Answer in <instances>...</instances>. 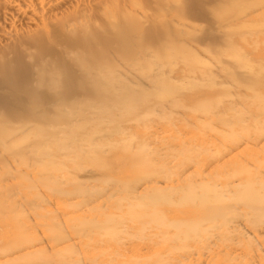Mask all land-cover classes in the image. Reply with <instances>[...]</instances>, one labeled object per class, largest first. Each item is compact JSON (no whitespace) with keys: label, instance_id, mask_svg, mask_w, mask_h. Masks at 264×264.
Here are the masks:
<instances>
[{"label":"rangeland","instance_id":"obj_1","mask_svg":"<svg viewBox=\"0 0 264 264\" xmlns=\"http://www.w3.org/2000/svg\"><path fill=\"white\" fill-rule=\"evenodd\" d=\"M26 1L0 0V123L10 125L7 128L19 127L21 124H16L19 121L26 122L25 118H14L13 108L7 111L1 102L4 98L7 104L8 97L16 93V82L12 83L11 77H24L28 84L24 86L34 88L36 75L32 73L41 61L50 64V71L61 68L63 72L68 67L62 50L71 47L69 41L83 35L77 30L74 32L79 38L74 32L68 35L59 29V24L71 25L75 10L85 9L82 14L90 19L89 26L93 22L100 26L103 20L99 12L103 0H91L85 8L76 6V0H57L42 9L37 0L31 6ZM153 1L144 0V9ZM199 1L184 0L185 18L177 15L170 5L172 15L192 26L186 28L190 31L187 36L179 32L180 48L176 55L170 53L171 47L157 51L155 35L160 32L148 18V12L144 13V67L134 69L118 61L112 65L116 79L111 85L113 94L122 85H127L134 94L127 96L124 103L113 106L108 98L101 97L89 99L85 104V99L74 91L70 94V105L58 109L65 102L58 88L47 90L41 86L38 91L51 100L43 115L51 110L50 116L59 113L70 117L81 113V118L74 116V123L69 126L74 132H66L59 125L58 140L50 144L49 150L42 146L36 153L30 146L39 130H50L53 119L26 126L25 133L31 128L34 130L29 140L6 139L2 135L4 131L0 134V264H160L164 258L170 260L171 254L166 250L158 252V246L144 248V207H139L138 197L144 203V196L153 192L146 184L154 179L137 176L136 171L148 162L167 168L169 175L176 172L181 179L190 181L193 194L206 193L208 199L221 196L210 200L208 209L216 210L206 211V216L215 213L221 217L219 223L212 229L204 222L206 226L202 227L207 231L188 244L191 256L185 264H264V70L261 71L264 69V15L242 24V29L238 27L242 20L232 24L228 32L231 35L226 39L213 23L223 16L232 18L243 4L229 0L227 9L213 12L211 16L201 12ZM111 3L106 2L104 9ZM146 10L154 11L153 8ZM88 30L99 41L110 40L106 33ZM170 30L168 27L162 32L167 39L173 37L168 33ZM225 41L230 48L222 51L223 54L212 53L207 47V43L222 45ZM103 46L101 50L107 58L125 56L115 53L113 45L110 50ZM141 70L144 78L138 74ZM5 74H10L7 80ZM62 79L61 73L58 82ZM3 90L9 96H3L7 94ZM18 100L21 105L30 102V98ZM134 100L137 103L130 105ZM79 101L84 104L80 105ZM90 107L93 109L89 110ZM95 125L100 130L108 126L109 131L117 130L110 134L97 133ZM82 138L94 144L95 156L81 159L77 158L79 153H72L75 149L71 152L72 148H66L64 154L55 148L63 142L80 143ZM40 145L41 141L33 144ZM45 151L49 157L42 154ZM138 155L141 156L136 158ZM102 157L107 160L103 161ZM77 162L81 165L79 177L83 178L81 182L89 194L84 200L76 197L75 192L59 198L65 203L82 202V208H73V214L63 216L68 211L56 204V191L69 192ZM104 163V179L100 176L89 179ZM112 163L118 164L114 171ZM42 166L49 175H38ZM173 180L161 179L156 186L167 191L163 188L164 181ZM172 184L167 188L175 187ZM38 199L44 203L37 204ZM27 202L37 207L39 216L54 219V228L68 239L52 243V235L38 227ZM130 207L138 210L127 212ZM79 211L83 214H78ZM200 214L192 218H199ZM66 217L72 218L71 225L65 221ZM82 218L87 223H81ZM223 221L231 223L222 227ZM19 225L23 227H20L22 236L14 232ZM70 230L82 234L78 237L74 231L70 235ZM67 244L66 250L61 251ZM159 246L166 248L164 244ZM184 251L186 248L182 247L177 254Z\"/></svg>","mask_w":264,"mask_h":264},{"label":"bare ground","instance_id":"obj_2","mask_svg":"<svg viewBox=\"0 0 264 264\" xmlns=\"http://www.w3.org/2000/svg\"><path fill=\"white\" fill-rule=\"evenodd\" d=\"M55 1L57 0H37L41 9L49 5L51 2H55ZM89 1L91 2V0H76V6L79 7L84 6L83 8H85V6L86 7L88 6ZM228 1L229 0H200L199 2L201 5V12L204 14H210L211 16H214L212 15L213 12L221 13V11H223L227 7V5L230 6V4H227ZM26 2L28 3V6H31L33 0H27ZM106 2L107 4L108 2H113V3H111L108 8L104 9ZM183 3L184 0H154L153 4H151L150 6H145L144 9V0H103V3L100 6L103 7L102 9L99 10V12H101L100 14L101 17L103 18L100 26L96 25L95 24L96 22H93V24L89 26L90 19L85 14H82L85 9H83L82 11H79L78 9L75 10L74 11L75 14L72 16L73 23L71 25L70 24L67 25L66 23L59 24V29L63 32H66L68 35H71L76 30L79 33H81V35H83L82 38H79L77 32L76 33L74 32L75 34H77L76 36L79 39L71 38L72 41H69L68 39L69 45H71V47L62 50V58H64L65 60L64 59L63 60L69 64L68 67L63 68L64 69L63 72L60 71L61 68H59L60 70L54 69L50 71V64L48 63L44 64L43 61H41L39 64L40 67H38V69L33 71L34 73L31 72L33 75H36L33 82L36 84L34 88H26L24 86V84H26L25 82H27V80H25L26 78L25 79L24 77L21 78V76L18 75L16 77L15 75L12 74L14 77H11L12 78L11 82L12 83L16 82V84L14 83L15 84L14 86L16 87V93H13L14 95L8 97L10 101H7L8 102L7 104L5 103L6 100L4 101V98L1 99L2 100L1 102L4 105V107L7 109V111L13 108V110L11 111V115L14 118L18 120L25 118L26 122L25 123H22V121L16 122V124L19 123L21 124L19 127L16 128H7L10 125L9 126L6 124L2 125L0 123V134H2V132L4 131V134L2 135H4L6 139H13V138L18 139L20 137L23 138L24 141L29 140L32 138L34 130L33 128H31L32 130L30 132L25 133L24 131L26 129V126L29 125L33 126L34 124L32 123H35L40 120L53 119L54 121L50 125V130L49 131L39 130L37 133V138H34V142L31 144L30 148L33 152L36 153L42 146L48 147L49 150L50 144L52 142L53 143L56 142L55 140H58V135L61 133L60 129L58 128L59 125H63V128H65L64 130L66 132H74L73 127H69V126L72 123H74V119H73L74 116L75 118L76 117L81 118V113L73 114L70 117L63 116L62 114L59 113L56 114L55 116L52 115L50 116L49 114L50 112H52L51 110V111H47L46 115H43V112L48 109L46 107L49 106L51 100L44 97L41 94V92L38 91V89H41V86L47 90H53L55 87L58 88L62 96L61 98L62 101L63 100L65 101L63 102V107L58 109H63L64 107L70 105L69 102V99H71L70 94H72L74 91H76L75 94L78 95L79 98L81 97L85 99V102L84 100H82L85 104L89 99L101 98V97L108 98L113 106L124 103V100L128 98L127 96H133L134 94L131 93L132 89H130L127 85H122V87L118 89V91L115 94H113L112 92L113 87H111V85L116 82V79L113 76L112 65L114 64L115 61H118V62H122V64L126 63L129 66L133 67L134 69H140L141 67H144V48H146V46H144V13L147 12H148L147 14L148 18L150 17L152 23L156 24L158 31L160 32V34L155 35L157 39L156 48H159L157 49V51L171 47L172 49L170 53L176 55L179 52V48H180L177 43L180 40L179 36H181L179 32L181 31L183 32V36H187V33L190 31L187 30L186 28L192 27L190 24L187 25V23L184 22L185 20L181 21V17H183L185 13V11L183 10ZM236 4L238 5L240 4L241 6L243 4V6L240 7V9L237 11L236 14L232 15V18L228 19V17L224 18L223 16L220 21L219 20L215 21L216 24L213 23V25H216V30L220 32L222 35H224L226 39H229V36L231 35L228 34V32L229 29L232 28L231 27L232 24H235L242 20L241 24L240 25L238 24V27L242 29V24H246L253 19L261 18L264 15V0H237ZM170 5H173L176 12H178L177 15L181 17L177 15H172ZM89 8L87 12L88 11L90 12ZM148 8H153L154 11L151 12L150 10L147 11L146 9ZM206 16L207 15H205V17ZM70 21H72V19ZM69 27L72 29H70ZM168 27L171 28V30L168 33H172L173 35L171 39H167L166 35L162 34L163 30L167 29ZM89 28H93L96 31H101L100 33H104V34L106 33L110 35L109 38L110 40L109 41L105 40L106 42L100 40L101 41L100 43V41L97 39V35L93 37V34L89 33L88 30ZM91 32L93 31L91 30ZM244 32L246 33L247 31ZM113 39L115 41H113ZM90 43L93 44L92 47ZM102 44L105 45L108 48V50L113 49L114 46L115 53L119 54L120 56L121 54H124L125 56H121L123 58H119V59H113L112 57L109 58L105 57L103 55V51L101 50L104 48ZM207 45H208L207 47H209V49L212 50V53H218V54H223L222 51H225L226 49L230 48V45L226 41L223 42L222 45L213 42L212 44L207 43ZM218 56L220 55L216 54V57ZM45 66L47 67L46 70H45ZM14 70H16V67ZM262 70L264 69H261V71ZM61 73H62V77H64V81L62 79L63 82L61 80L58 82ZM138 74L140 78H144V70L139 71ZM8 75L10 76V74H7L4 77L6 78V80ZM32 79L33 78H31V80ZM69 88H71L72 90ZM3 92H5V90H3ZM17 93H22V94H17ZM3 96H9V95L7 93L5 95L3 94ZM17 98L22 101H25L27 98H30V102L21 105ZM106 101L107 100H105V102ZM134 102L137 103V101L134 100L130 102V105H132ZM78 103L80 104V101ZM84 103L81 102V104ZM92 109L93 107L89 108V110ZM90 116H92V114H88V117ZM95 128L98 130L97 133H101L102 131H107L108 134H110V133H114L117 130L115 128H112L111 131H109V129L107 128L104 130H100L96 125ZM37 141H41V145L33 146V144ZM93 145L94 144H91L90 141H87L86 139L82 138L80 140V143L77 144L71 143L67 145V143L63 142L62 144L56 145L55 148L58 149V151H62L64 154H65L64 150L66 148L67 149L72 148L70 150L71 152L73 149H75L72 152L73 154L79 153L80 157L77 158L88 159L91 158V156H95L97 154V151ZM108 147L112 149L111 145H109ZM42 154L45 156L48 155L49 157L48 151H45ZM130 156L135 157V154H130ZM140 156L141 155H138L136 156V158L137 157L139 158ZM102 160L104 161L107 159L105 157H102ZM191 161L192 158L190 159L189 162ZM91 163L93 162L91 161ZM117 167L118 164H114V163L111 164V169L113 171L116 170ZM80 168L81 165L80 163H78L76 166V173L72 175L74 178L71 179L70 182L71 186L69 192L67 191L59 192L62 189L56 191V197H55L57 199L56 204L62 206L63 210L68 211L66 214L62 212L63 216L64 215L67 216V214H73L74 213L73 208H82V202L81 203L76 202L73 204L65 203L63 200L59 198H62L64 196H70L71 193L75 192L77 193L75 195L76 197H81L84 200L85 196L89 194L86 191V188L83 187L84 184L81 182V179L83 178L79 177L78 172ZM105 169H106V163L103 164V167L99 169L97 168L96 173L92 172L91 175L93 176H89V179H94L97 176H100L104 179L105 175L103 173V170ZM166 169L167 168L165 167H158L157 165L148 162L145 167H141L138 171H136L137 176L141 175L142 177H144V179L155 180V181L152 180V182L150 181L149 183L146 184L148 185L147 186L148 188H151L153 190V192L150 196H144V203L142 202L143 201L142 197L141 196L138 197L139 207H144V237H145L144 248L148 249L158 246V248L156 249L158 252L162 250H166L168 251L169 255L171 254L170 260L164 258L161 260L160 264H166L167 261H170L168 264H185L188 263L191 256L190 250L188 248L191 245L188 244L194 243L195 237L197 235H200L201 233L207 231L203 229V227L206 226L207 222L210 224L209 226H212V229L215 228V225L219 223L221 217H218L215 213L206 216V211L216 210L212 208L208 209L209 205H211L210 200L220 199L221 196H218L217 198L214 199H208V195H206V193H201L200 195H198L197 193L193 194V192L191 191L192 183L190 181L186 180L185 178L181 179L180 174L176 172L169 175L168 174L169 172H167ZM38 175L41 177L42 175H49V173H47V170L42 166V168H40L38 171ZM161 179L163 180L174 179L172 182L164 181L163 184L165 186H163V188L166 189L167 191H162L160 188L156 186V184L161 183V181H159ZM172 183L175 184V187L167 188L168 186H170V184L172 186L173 185ZM55 188L56 186L53 187V190H55ZM46 189L48 190L47 192L51 191L48 185H46ZM146 189L147 188L143 190L145 191ZM31 197H34V195ZM35 198L37 197L35 196ZM41 202L44 203L43 201H41V199H38L37 204L41 205L40 204ZM132 202L133 201H129V203ZM33 205L34 204H28L27 202V206L30 208L31 212L33 213L32 218L34 217L35 221H37L38 227L41 228L42 230H45L50 235H52L51 237L52 243L58 244L68 239L67 236L60 234V232L56 228H54L56 227V225L53 223L54 219L51 221V219H47L46 217H43L41 215L39 216L37 212L40 211L37 209V207L34 208L35 206L33 207ZM136 210H138V208L130 207L129 209H127V212H133ZM199 213H201L199 218H192L194 214H199ZM78 214H83V212L79 211ZM11 219H13V217H11ZM71 220H72L71 217L65 218V221L67 222L68 225H71ZM80 222L83 224L87 223V221L84 220V218L80 219ZM211 222H213L214 225ZM227 222L228 221H223L222 227L223 225H228V224L230 225L231 222L230 223ZM127 223L132 224L131 222H127ZM20 227L23 228L21 225H19V227L14 228V232L17 235L22 236L23 233ZM218 228L221 227L219 226ZM74 233L75 235L77 234L78 237L80 236V234H82L79 231L77 232L76 230H70V235H74ZM229 234L231 235V233ZM1 237L7 239L4 236V234H2ZM162 244H164L166 248L159 246ZM179 244L182 245L178 246ZM69 246H71V244H69ZM67 247L68 244L67 246H63L61 251L66 250ZM182 247L186 248V251H184L180 255L177 254ZM123 264H127V263H123Z\"/></svg>","mask_w":264,"mask_h":264}]
</instances>
